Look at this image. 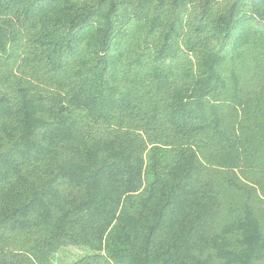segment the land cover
Returning <instances> with one entry per match:
<instances>
[{"label":"trees","instance_id":"trees-1","mask_svg":"<svg viewBox=\"0 0 264 264\" xmlns=\"http://www.w3.org/2000/svg\"><path fill=\"white\" fill-rule=\"evenodd\" d=\"M264 264V0H0V264Z\"/></svg>","mask_w":264,"mask_h":264},{"label":"rangeland","instance_id":"rangeland-1","mask_svg":"<svg viewBox=\"0 0 264 264\" xmlns=\"http://www.w3.org/2000/svg\"><path fill=\"white\" fill-rule=\"evenodd\" d=\"M88 253L89 251L84 247H64L54 256L50 264H69Z\"/></svg>","mask_w":264,"mask_h":264}]
</instances>
